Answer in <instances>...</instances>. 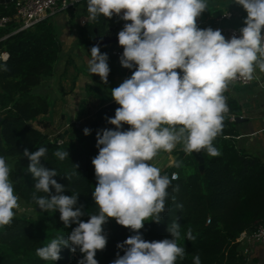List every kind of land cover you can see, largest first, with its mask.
<instances>
[{
  "label": "clouds",
  "instance_id": "9594fccd",
  "mask_svg": "<svg viewBox=\"0 0 264 264\" xmlns=\"http://www.w3.org/2000/svg\"><path fill=\"white\" fill-rule=\"evenodd\" d=\"M234 2L247 12L245 26L239 29V36L226 39L219 29L197 25V18L208 9L207 0H87L90 20L123 13L121 19L130 21L118 32V43L123 47L121 65L135 67V71L111 89V97L119 105L115 116L108 118L115 130L97 132L99 152L91 162L97 180L92 197L98 213L86 222L80 220L83 206L76 207L78 194H63L65 186L53 178L57 171L41 164L47 149H24L23 155L30 161L28 172L35 180V204L42 211H59L66 228L77 224L67 239L58 237L37 248L39 258L57 261L61 246H70L72 252L79 248L83 254L78 264H99L95 257L107 245L103 225L109 218L136 233L117 244L124 254H117L111 264H176L178 258H184L177 220L167 227L170 239L147 241L139 231L145 221H161L168 188L178 178L161 175L151 161L161 151L171 153L178 144L185 154L206 151L219 156L213 141L228 112L223 93L237 79L253 80L257 68L264 72V0ZM90 51L88 71L107 83V53H101L99 46ZM0 70L7 71V64L0 65ZM124 124L130 126L126 131L120 130ZM83 131L88 135L91 130ZM54 155L64 160L69 153L57 150ZM181 163L175 162V166L181 167ZM10 171L0 156V228L12 223L13 210L19 207ZM185 236L189 241L196 238L191 229ZM193 264H201L199 255L194 256Z\"/></svg>",
  "mask_w": 264,
  "mask_h": 264
},
{
  "label": "trees",
  "instance_id": "16d2710c",
  "mask_svg": "<svg viewBox=\"0 0 264 264\" xmlns=\"http://www.w3.org/2000/svg\"><path fill=\"white\" fill-rule=\"evenodd\" d=\"M79 2L82 3L81 10L89 15L87 0ZM12 11L11 1L0 3V13ZM122 15L113 16L123 26L130 23L121 19ZM108 20L99 16L96 20L85 21L79 27L77 41L90 50L93 46H99L101 53L114 58L110 49L115 42L99 44L95 41L105 32ZM16 25L11 21L0 27V51L6 52V58L0 60V65L6 63L8 68L7 71L0 70V156L10 165L9 179L19 197L18 202L30 207L32 212H20L9 226L0 228V264H78L83 254L79 248L72 252L70 246H61V258L57 261L42 260L36 255V249L46 246L52 239H67L77 224L66 228L59 219V211L35 209L36 204L32 199L35 180L28 172L30 161L23 152L25 148L30 152L40 147L47 149L41 164L57 171V176L53 178L65 186L63 194H78L76 207L83 206L81 210L84 214L80 220L86 222L90 215L98 213L92 197L97 180L91 161L99 152L96 146L97 132L107 122L101 106L111 97L101 94L100 104L92 116L83 126L80 123L77 127H67L62 143L50 141L49 133L31 126L28 121L46 113L52 106L48 92L40 93L36 87L54 73L61 43L48 15L30 26L14 30ZM133 71L135 67H123V80L130 78ZM92 79L94 86L91 89L105 88L104 83L94 77ZM85 128L91 130L90 134H84ZM60 133H55L54 137L60 136ZM235 134L231 122L224 115L223 129L213 141L220 155L212 157L202 151V172L198 171L192 155L184 156L181 149L173 151L176 153L173 163L163 169L168 177L170 171H176L178 177L172 180L168 188L166 211L161 214L159 223L145 221L139 231L147 241L170 239L167 227L177 220L181 232L178 244L184 248L185 256L178 258L176 264H193L196 255H199L201 264H245L234 238L240 230L250 229L255 221L264 219V160L235 147L231 141ZM57 150L68 151L69 156L60 160L54 155ZM178 159L183 160L181 167L175 166V162H180ZM177 186L178 191L175 190ZM177 205H182V208ZM108 223L104 233L107 245L104 250H98L95 257L99 264H111L117 254L123 255L124 249L117 248V244L136 234L117 224L114 218H109ZM188 229L192 230L195 240H187L185 233Z\"/></svg>",
  "mask_w": 264,
  "mask_h": 264
},
{
  "label": "crops",
  "instance_id": "0c3cea01",
  "mask_svg": "<svg viewBox=\"0 0 264 264\" xmlns=\"http://www.w3.org/2000/svg\"><path fill=\"white\" fill-rule=\"evenodd\" d=\"M207 4L208 9H206L197 18V25L199 28L204 29L214 25H221L240 29L241 27L245 26V16L241 10V6L236 4L234 0H207ZM81 9L82 3L77 0L64 9L48 15L54 32L58 34V39L61 43V51L55 63L54 73L48 78L43 79L41 83L42 85H40L43 86L42 91H46L51 95L52 105L58 103V106L62 108L61 111H59L60 115H58L55 121H52V111L50 113L46 112L40 114L33 120L28 121L31 126L47 133L53 132L59 128L56 133L62 132V134L60 133V137L62 138L67 127L78 126L70 123L68 126L62 127V123L70 122L73 119H80L82 123V118H84V116H92V112L84 116L76 115L77 113H75V110H72L71 116H69L67 109L70 106L69 104H66L65 106L67 107H63V102L67 98L71 97L69 95L76 94L77 92L78 95H80V86L84 91H89V85L92 81H94L92 77L96 78V80L100 83H104L97 74H91L88 71V61L91 59V51L88 48L80 46L77 41L79 27H81L85 21H90L89 15L85 14ZM223 10H229L231 15L228 18H223L220 21H216L214 19L215 16H217ZM123 27L124 26L122 22L117 17L113 16L112 18H109L105 32L101 36L96 37L95 41L99 44H110L115 42L111 47L112 49L119 45L118 32L122 30ZM111 49L110 53L114 56V58H108L107 61L110 72L108 76V82L104 83L105 89L108 86L111 89L118 87L124 78L122 75L123 66L120 63V57L122 56V53L120 55H115L111 52ZM71 69H73L74 72L69 73ZM76 71L78 72L76 73ZM84 73L88 75L89 80L85 81L82 85H79L78 79L80 76L84 75ZM68 78H70V84H68L67 89H64ZM50 79L52 81L51 83H54V85H49L48 81L50 82ZM92 83L93 84L91 87L93 88L94 82ZM87 85L88 88H86ZM65 91L70 92L71 94L64 93ZM223 94L227 99L228 112L233 116L232 119H229L228 115L224 114L231 122L232 128L236 133L232 137V144L248 155H255L264 160V155L262 156V154H258L264 153V72H260L257 68L254 72L253 80L246 84L232 82ZM84 95V98L88 99L86 93H84ZM107 96L111 97V90L108 92ZM80 98L81 96L79 99ZM111 99L113 98L111 97ZM235 115L240 116V120H234ZM57 121L61 123L60 126L56 125ZM50 122L54 125H52L51 130H46V124ZM253 145H255V148ZM177 149L182 150V144H178L174 150ZM173 151L171 153L161 151L157 157L151 161V163L160 169H165L174 161L176 153ZM252 151L257 153H252ZM183 154L184 156L186 155L184 152ZM259 221H264V219L255 221L250 229L245 228L240 230V232L251 231L254 225ZM235 242L238 243V251L242 255L245 264H264V244L253 240H250L249 242L247 241L246 243L243 241Z\"/></svg>",
  "mask_w": 264,
  "mask_h": 264
},
{
  "label": "built area",
  "instance_id": "2783aa9c",
  "mask_svg": "<svg viewBox=\"0 0 264 264\" xmlns=\"http://www.w3.org/2000/svg\"><path fill=\"white\" fill-rule=\"evenodd\" d=\"M12 2L13 11L11 13H0V27H4L7 23L13 21L17 25L14 27V30L21 29L27 26L32 25L37 20L49 15L53 14L56 11L64 9L65 7L71 5L74 1L77 0H10ZM9 1V2H10ZM8 3V2H7ZM3 4V3H2ZM241 10L246 18L247 12L241 6ZM231 15L229 10H223L217 16H215L216 21H220L223 18H228ZM213 30L219 29L226 39H230L233 35L239 36V29L231 26H221L214 25L211 27ZM123 47L117 45L116 47L111 49V52L115 55H120L123 53ZM6 58V52L0 51V60H4ZM233 83L238 84H246L249 81L245 82L243 80L237 79L233 81ZM227 103V99H226ZM228 106V104H227ZM229 119H232L233 116L227 112ZM72 122L74 125H79L81 123L80 119H73ZM64 127L69 125V122L63 123ZM48 138L55 144L62 143V137L55 136L52 134H48ZM177 175L175 171H170L169 177L171 178L173 175ZM250 240L260 242L264 244V221L257 222L253 229L249 232L241 231L235 238V241H243L246 243ZM246 249V248H245Z\"/></svg>",
  "mask_w": 264,
  "mask_h": 264
},
{
  "label": "rangeland",
  "instance_id": "374dc122",
  "mask_svg": "<svg viewBox=\"0 0 264 264\" xmlns=\"http://www.w3.org/2000/svg\"><path fill=\"white\" fill-rule=\"evenodd\" d=\"M59 32V31H57ZM56 37H58V34L56 33ZM80 46H82L81 44H79ZM83 47V46H82ZM70 67V66H68ZM74 72L73 69H71L69 71V73H72ZM78 71H76L77 73ZM99 76V75H98ZM89 80L88 79V75L86 73H84V75L80 76L79 79H78V83L79 85H82L85 81ZM46 81V80H45ZM43 81V82H45ZM70 78H68L67 80V84L64 86V89H67L68 88V84H70ZM91 81V80H90ZM51 79H50V82L48 81L49 85H54V83H51ZM93 82V81H92ZM91 82V84L89 85V88L91 89V85L93 84ZM42 85V84H41ZM41 85H38L36 87V90L39 91L40 93H43L42 92V87ZM82 87L80 86V89H79V93L80 95H78V92L76 94H73V95H69L71 97L67 98L64 102H63V107H67L65 106L66 104H69V108L67 109V112H68V115L71 116V112L72 110L74 111L75 110V113H77L76 115H80V116H84L90 112H94V110L98 107V105L100 104V98L99 96L102 94V96L106 97L108 92L111 90V88L108 86L106 87V90L105 88L104 89H101V88H98V89H91L89 91H84ZM51 90V89H50ZM104 90V91H103ZM54 93V92H53ZM58 93V92H57ZM64 93H69L71 94L70 92H64ZM84 93H86V96L88 97V99L84 98ZM58 95V94H57ZM48 97L51 98V95L48 93L47 95ZM81 96V98L79 99V97ZM49 98V99H50ZM79 99V100H78ZM78 100V101H77ZM83 102V103H82ZM52 108V110H51ZM61 108L60 106H58V103H55L53 104L52 106L50 105V107L48 108V113H50L51 111L53 112V120L52 121H55L58 117L59 114V111H61ZM78 109V110H77ZM62 111H65V110H62ZM91 115H88V116H84V118H82V124L81 126H83V124L85 123V121H87L88 118H90ZM65 123V122H64ZM61 123H59L57 121V124L58 126H60ZM52 124L51 122L46 124V130H51V127H52ZM61 126L63 127L64 124L62 123ZM54 128V127H53ZM56 129V127H55ZM59 129V128H58ZM58 129L54 130L53 132H48V133H51L52 135H54L56 133V131H58ZM253 147L255 148V145H253ZM250 152V151H249ZM251 153V152H250ZM252 153H257V152H254L252 151ZM258 154H262V156L264 155V153H258ZM180 162H182L183 160L182 159H178ZM189 168V167H186V169ZM161 174L162 175H165V172H163V169H161ZM19 204V207L14 209L13 211L15 212V215L19 214L20 212H24V213H27V214H31L32 212V209L30 207H26V206H22L20 205V203L18 202ZM108 223V222H107ZM107 223L106 225L104 226L105 228L104 229V233L107 231ZM109 224V223H108Z\"/></svg>",
  "mask_w": 264,
  "mask_h": 264
},
{
  "label": "water",
  "instance_id": "95a60500",
  "mask_svg": "<svg viewBox=\"0 0 264 264\" xmlns=\"http://www.w3.org/2000/svg\"><path fill=\"white\" fill-rule=\"evenodd\" d=\"M10 0H0V3H7V2H9ZM117 107H119V105L114 101V99H110L109 101H107V102H105L104 104H102V106H101V110H102V113H103V115L106 117V119H107V122L105 123V125L103 126V129H113V130H115V125H112V124H110V123H108V118H110V117H114L115 116V109L117 108ZM240 116H238V115H235L234 116V120H240ZM129 125H127V124H124L123 125V128L122 129H120V130H122V131H126V130H128L129 129ZM192 156H193V158H194V160L196 161V167H197V169H198V171L199 172H202V170H203V164H202V155H201V152H199V153H196V152H194L193 154H191ZM35 209L36 210H39L40 208H39V206L38 205H36L35 206Z\"/></svg>",
  "mask_w": 264,
  "mask_h": 264
}]
</instances>
